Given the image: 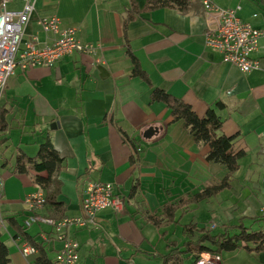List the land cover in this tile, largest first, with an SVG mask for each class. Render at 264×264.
<instances>
[{
    "label": "crops",
    "instance_id": "0c3cea01",
    "mask_svg": "<svg viewBox=\"0 0 264 264\" xmlns=\"http://www.w3.org/2000/svg\"><path fill=\"white\" fill-rule=\"evenodd\" d=\"M148 1L32 0L34 13L23 42L36 36L41 46L52 45L56 36L45 35L37 21L57 17L62 28L76 29L78 38L92 45L94 52L73 53L51 67L17 69L7 81L0 99L9 126L0 132V235L9 264H36L39 256L22 255L9 220L22 226L28 215L24 200L40 190L33 183L34 173L14 174L15 156L20 152L35 157L47 136L63 159L58 201L66 206L65 218L83 215L81 195L88 180L113 184L115 193L125 199L121 212L101 211L94 227L70 232L79 245V264H161L158 255L168 252V243L180 247L185 241L183 236L174 237L177 227L217 221L216 230L240 217L263 215L264 37L253 55L258 69L244 73L223 63L206 46V31L216 27L209 12L154 10L136 15L124 30L131 3L142 10ZM210 1L234 9L241 21L264 29V0ZM22 6L21 0H11L7 9ZM129 50L148 81L132 75ZM153 88L182 99L198 117L223 104L218 111L221 134L236 136L234 148L244 153L228 190L190 205L182 217L178 212V223L160 230L145 221L146 213H159L164 204L218 183L227 170L207 162V147L196 143L182 122H173L163 103L151 101ZM152 127L157 132L146 138ZM50 212L45 206L38 214L48 217ZM204 213L209 218L200 220ZM189 216L190 222L183 224ZM32 226L25 232L44 242L49 226ZM57 247L53 240L44 242L50 261ZM222 264H264V252L239 249L225 253Z\"/></svg>",
    "mask_w": 264,
    "mask_h": 264
},
{
    "label": "trees",
    "instance_id": "16d2710c",
    "mask_svg": "<svg viewBox=\"0 0 264 264\" xmlns=\"http://www.w3.org/2000/svg\"><path fill=\"white\" fill-rule=\"evenodd\" d=\"M0 0V6H1ZM171 9L181 14L200 13L204 11L202 0H150L142 10H139L135 3H131L127 9V17L124 21V30L129 22L140 13H147L154 10ZM132 63V75L148 81L145 72L141 69L138 59L128 51ZM152 102H161L169 110L173 122H182L188 133L192 135L196 143H202L207 147L205 160L226 168V175L216 184L205 186L201 191L190 197L180 198L176 202L164 204L159 213L144 215L147 223L157 230L177 224L176 214L180 217L188 213L190 205L199 203L215 197L229 188L231 177L239 170L240 160L244 157L242 151L234 148L236 136H225L221 134L222 120L218 111L224 105L217 103L209 108L202 117H198L192 108L180 98H176L158 88H153L150 93ZM6 113L0 109V132H6L9 128L6 122ZM126 143H130L128 137L121 131ZM132 145V144H131ZM63 159L52 146L50 137H45L40 144L35 157L29 158L22 153L15 156L13 172L18 175L34 173L33 183L45 192V206H49L51 212L48 218L61 220L65 218L66 206L58 201L60 192L59 171ZM136 188L133 187L130 196H134ZM245 221L250 224L246 225ZM10 226L15 230V239L21 238L30 246L38 250L36 264H52L48 259L44 248V242L35 240L34 237L25 232L13 219L9 220ZM254 224H261L252 228ZM215 230V229H214ZM209 230L207 225L189 223L181 227V234L185 238L184 243L178 247L174 242L167 244L168 252L158 255L161 264H196L203 253L214 254L222 257L225 253H231L243 249L248 253L264 252V215L253 218L240 217L234 224H223L219 231ZM0 264H9L8 249L1 241L0 235Z\"/></svg>",
    "mask_w": 264,
    "mask_h": 264
},
{
    "label": "built area",
    "instance_id": "2783aa9c",
    "mask_svg": "<svg viewBox=\"0 0 264 264\" xmlns=\"http://www.w3.org/2000/svg\"><path fill=\"white\" fill-rule=\"evenodd\" d=\"M11 0H2L0 6V99L8 79L17 69L25 71L32 67H51L63 57L73 53L91 54L94 47L83 43L77 36V30L62 28L57 17L41 18L37 23L45 35L56 36L52 45L41 46L36 36L23 42L25 29L34 13L32 0H21L20 10L7 9ZM204 11L215 16L216 27L205 33V44L215 50L225 64L238 67L242 72L257 70L258 61L253 55L258 49L259 41L264 37V29L252 27L241 21L234 9H223L210 0H202ZM24 204L27 216L22 228L27 229L34 224L42 223L51 229L44 233V242L53 240L58 245L54 251L52 264H79V245L70 232L95 226L99 212L110 210L119 213L123 210L125 199L114 191L111 183L86 181L81 195L83 215L75 218L52 220L38 214L45 207V196L38 190L26 196ZM214 230L216 224L208 225ZM19 250L23 256H35L38 250L18 238ZM196 264H222L219 256L209 253L200 255Z\"/></svg>",
    "mask_w": 264,
    "mask_h": 264
},
{
    "label": "rangeland",
    "instance_id": "374dc122",
    "mask_svg": "<svg viewBox=\"0 0 264 264\" xmlns=\"http://www.w3.org/2000/svg\"><path fill=\"white\" fill-rule=\"evenodd\" d=\"M263 215H264V213H263ZM200 218H201L200 220H206V219L209 218V215L206 214V213H204L203 215H201ZM190 220H191V216H189V217H185V218L183 219V222H184L183 224H185V223H189ZM214 222H216L215 224L217 225V221H214ZM210 224H211V222H209V224H207V227H209L208 225H210ZM217 226H218V225H217ZM35 227H36V226H32L30 229L33 231V230H35ZM175 227H176V226H175ZM177 228H178L177 231L174 232V237L182 240L183 237H182V235H181V230H180L179 227H177ZM219 229H220V228H217V229L214 230V231L217 232V231H219ZM177 232H178V233H177Z\"/></svg>",
    "mask_w": 264,
    "mask_h": 264
},
{
    "label": "water",
    "instance_id": "95a60500",
    "mask_svg": "<svg viewBox=\"0 0 264 264\" xmlns=\"http://www.w3.org/2000/svg\"><path fill=\"white\" fill-rule=\"evenodd\" d=\"M157 132L156 128H150L148 129L147 133L145 134L146 138L152 137Z\"/></svg>",
    "mask_w": 264,
    "mask_h": 264
}]
</instances>
